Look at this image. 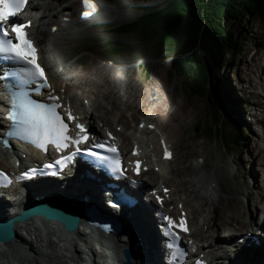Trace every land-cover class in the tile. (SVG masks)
<instances>
[{
	"label": "rangeland",
	"instance_id": "rangeland-1",
	"mask_svg": "<svg viewBox=\"0 0 264 264\" xmlns=\"http://www.w3.org/2000/svg\"><path fill=\"white\" fill-rule=\"evenodd\" d=\"M126 1L129 0H124V3ZM118 5L119 3L114 0L107 4L110 9ZM216 17L218 19L217 24L221 25L222 16L218 15ZM95 19L96 17L94 15L89 16L87 20H80L72 17L68 20L69 28L62 29L63 31L59 33L55 31L57 25L52 24L48 27L49 41L54 47L53 53L61 52L65 56V58L58 60L62 66L61 68L59 67V70L61 73H64L66 72L65 69H69L73 66L72 56H76L78 61H83L85 57L79 56L85 53H93L94 57L98 58L104 57L107 54H117L121 57L120 66L124 67V64L128 65L125 67V71L122 70L120 72L121 80L126 81L127 85L126 87H117V83L114 85L115 81L113 82V80L110 84H103L101 83V77L99 79L97 76V74L102 71L98 72L95 70L96 67L94 66L90 70L88 67L83 66L88 73H81L80 70V73L77 75H84L86 82L81 85L78 84L77 87L79 86L80 88H75V86L71 85L75 88L73 90L79 91L82 87L88 88L89 90L86 83L92 84V81L95 82L98 78L101 83L100 88L108 92V96H106L108 99H106L105 96V98H98V94L95 93L91 96L95 97L96 100L98 99V103L101 105L103 104L108 107L112 111V114L113 112L116 113L115 109H117V107L122 111L124 110V120L129 123L124 131L130 134L127 139H125V145H122V139L121 142L120 139L118 142L123 147L129 149L131 145L130 142L132 141L131 134L133 129L138 123L139 116H144L142 111L144 110L142 108V101L144 98H142L141 92L144 90V86L153 87V79L156 82L159 81L161 83L159 85L160 89H157L156 92L161 93V97H165L160 101L163 102L164 107L167 106L168 108V112L164 109L162 114L168 113L167 117L169 116L170 119L167 121L168 123L165 128L163 126L161 127L170 135L176 152L174 159L169 162L170 167L174 170L168 173L171 179L170 186L181 188L180 192L183 194L184 198L187 199L186 201L190 206L188 207L187 204L185 205L194 215V218H196L194 224L198 222V225H195L196 228L200 226L201 229L199 232L203 229L201 234L206 232L211 235V237L221 240L220 236L213 233L216 227H218L216 231L221 233L226 229L225 225L234 224V226H241L237 222L239 220L232 221L233 217H230V211L233 210L235 206H238V204L243 206L246 217L250 216V219H261V221H264V165L261 163V160H264V91L261 86L253 91L243 78L247 66L246 64L253 62L255 56H259L257 50L264 46V19L252 16L249 18H242L237 23H233L231 20L227 21L237 38L238 45H236V49H234L230 59H228L227 65L218 73L217 78L221 95H223L226 104H229V108L231 109L232 115L229 119V123L231 124L229 133H232L231 131L235 129L234 126L242 127L241 129L245 133L244 137L241 136V143L236 145L233 144L232 146L227 142L228 136L225 138L216 134L214 135V133H209L213 127L215 128L217 126L216 119L206 116V98L187 91L186 85L183 83L187 77L175 75L170 77L169 72L173 70L172 68L164 70L158 69V71L156 70L157 66L156 69H153L151 75L145 73L144 62H151V57H153V55L150 52L152 48L155 47L154 44L146 47L139 45L138 41L135 39L136 37L132 35L123 36L122 38L114 37L108 27L95 24ZM71 25L74 26L72 27ZM95 35H99L98 39H95ZM113 40H115L114 43ZM89 46L95 47L90 52L82 50ZM166 48L168 49V45ZM166 57H168V55ZM51 58H54V54L51 55ZM66 60H69V64ZM66 63L69 65V68H64ZM78 65L82 66L84 63ZM102 74L104 75L103 72ZM254 80L258 79L255 78ZM98 84L99 82L93 83V88L95 87V90L98 89ZM131 84H133L134 87ZM112 86L114 87L112 88ZM81 94L83 95L84 93L82 92ZM109 95L112 96V98ZM136 102H138L139 106L136 105ZM257 104L262 106L260 108L262 109L261 115L259 116L255 115L258 111ZM147 107L149 108V104ZM145 110V114L150 113L149 110ZM95 112H97V110ZM97 113L102 114L101 108L98 109ZM124 120H116L117 122H114V125L110 126V128L115 129V123L125 125L126 122ZM102 128L103 126H100V132L103 134ZM225 133H227V131H225ZM230 139L234 141L232 140L233 138L230 137ZM203 148L209 149L210 152L206 158H198L199 160L195 161L194 164L193 161L196 160V157L203 151ZM0 160H4L1 154ZM195 165H197V167ZM201 169L208 171L213 170V173H215L219 181L214 188L216 194H213V197L208 194L205 195L206 197L204 198L207 199L206 205H198L197 203L199 201L197 202L195 198L193 199L191 195L185 192L180 183L183 176L188 182L195 174L202 171ZM258 177L260 179L259 181L257 180ZM143 178L148 179V173L145 174ZM155 185H157V179H155ZM179 198H181V196L176 195V198L170 204V208H176V201ZM204 219L208 220V223L204 224L206 227L202 226L204 222H200ZM239 222L242 225L245 224L241 221ZM249 224L248 222V224L245 225L246 227H244L245 229L241 231L247 230ZM194 238H197V236ZM203 242L207 244L206 239H204ZM238 246L241 247L242 245ZM0 248H8L6 250L8 252V257L6 258L7 264H10L8 258L12 259V261L14 260L15 264H26L25 261H21L19 250L15 248L14 244H3V246L0 244ZM237 250L238 254L247 252L245 247L238 248ZM237 253H233L232 256L235 257V255H238ZM142 264H146V260L145 263Z\"/></svg>",
	"mask_w": 264,
	"mask_h": 264
},
{
	"label": "bare ground",
	"instance_id": "bare-ground-1",
	"mask_svg": "<svg viewBox=\"0 0 264 264\" xmlns=\"http://www.w3.org/2000/svg\"><path fill=\"white\" fill-rule=\"evenodd\" d=\"M58 1L57 0H39V2L38 0L32 1V5L34 9L43 7V9L45 8L44 12H46L39 28L31 29V34L41 46L51 45L49 41L50 39L48 37L49 35L48 27L52 24L58 25L57 28L55 29V31L58 33L60 31H63L64 29L69 28L68 20L77 14L78 8L82 4V0H77L78 1L77 4L72 3V1H76V0H67V1L58 0ZM65 3L68 4L66 6V9L69 12L61 15L59 6L60 8L61 7L63 8V5ZM72 4L73 5L75 4L74 7ZM70 7H72V9ZM48 18L49 20L47 21ZM74 25L71 26L73 27ZM257 53H259V56H255V60H253V62L246 64L247 66L245 68L243 78L244 80L247 81V83L253 89V91L256 88H259L260 86L263 88L264 91V46L261 49H258ZM94 67H96L95 70H97L98 72L102 71L100 62H95ZM71 69L73 68L67 69L64 76L61 78L59 77L61 81H65V78H67V82H69L64 85V87H67L69 91L66 93L65 97H63V99H69L72 105L78 110V113H83L85 112L84 109H86V105L85 103H83L82 100L83 98H86L87 101L89 102V108L87 109V112L83 113L85 114L83 117L84 119L87 120L88 124L91 125L92 129L98 131L100 135H102V137H105L100 132V126L101 127L103 126V128L104 127L108 128L110 126H113L114 122H117L116 120H124L123 113L125 112L124 110L122 111L117 107V109H115L116 113L113 112L112 114V111L108 107L98 103L99 102L98 99L96 100L95 97L93 96L91 97L90 94L91 95H94V93L98 94V98L108 96L107 95L108 92H105V90L103 91L102 88H100L101 86L100 84L101 83L110 84V82L113 80V82L115 81L114 83L115 85L116 80L113 76L103 75L102 72H100L99 74H97V76L99 77V79L101 77L102 80L101 83L97 78L95 82L92 81V84L86 83V85H88L89 87V90L88 88L82 87V89H80L79 92H77L73 90L77 87L76 84L81 85L86 82V79L82 74L80 76H78L76 73L74 74V72ZM78 70H81V73L82 72H85L86 74L88 73L87 70L83 68V66L80 67ZM50 71H52L51 68ZM119 76L120 75L117 74V77ZM255 78L258 80H254ZM70 79H73V81ZM54 80L56 81L55 83L57 84V89L60 90L62 85H59V81L57 79L54 78ZM97 81L99 82V84L97 85L98 89L95 90L94 89L95 87L93 88L94 86L93 83H98ZM71 85L75 86V88H73ZM126 85H127L126 81H122V84H120V86L122 87H126ZM131 85L134 87L133 84ZM113 87L114 86H112V88ZM147 91L148 93L146 96L149 98L148 99L149 108L151 107L149 111L153 113L156 112V114L153 115L152 118H155L154 116H158L160 125L165 128L166 124L168 123L167 121L170 120L169 116L167 117L168 113L162 114L164 109L168 112L167 106L164 107L163 102L160 101L165 97L164 98L161 97L160 96L161 93H157V92L156 93L158 95L155 96L154 94L152 97L151 94H153V91L151 87H148ZM82 92L84 94L80 95ZM141 96L142 98L143 97L147 98L145 97V94H142ZM110 97L112 98V96ZM106 99L108 98L106 97ZM136 105L139 106L138 102H136ZM257 105H258V111L255 113V115L259 116L261 115L262 109L260 108L262 106H260L259 104ZM142 106H143L142 108L145 110L146 107H144V102L142 103ZM100 108L102 110V114L97 113L98 109ZM96 110L97 112H95ZM144 110L142 111L145 116L146 110L145 111ZM150 120L154 121L153 119ZM125 122H126L125 125L121 123H115L116 124L115 126L118 125L122 126L121 127L122 129L120 131H115V135L117 136L118 139H120V142L122 139V145H125V139H127L128 135L130 134V133L129 134L125 133L124 131L125 127L129 124L128 121ZM140 122L141 120L138 119V123ZM2 123L4 122L0 114V127H2ZM138 123L136 124V127ZM137 131L138 128L133 129L131 138L132 140H134V138L137 137L139 141H135V142L131 141L130 146H132L133 143H139L142 146L147 145L146 143H144L145 134L147 132L144 131L142 133H138ZM148 133L150 134V138H153V140L151 139V142L152 141L153 143L156 142V137H155L156 134L152 133V131ZM168 138L170 139V135H168ZM116 143L119 144V142L117 141ZM25 151L26 149L21 152H18V154L21 155ZM0 152H4V151H1L0 149ZM209 152H210L209 149L207 150L203 148V151L200 154L198 153L199 155L198 157H196V160H194L193 163L195 164V161L206 158ZM36 154L41 155L39 154V152H36ZM261 163H263L264 165V160L263 161L261 160ZM8 165H9V161L6 160V158H4V160H0V167H6ZM166 166L169 168V170L166 172L171 173L174 171L173 168L170 167V163L166 164ZM195 166L197 167V165ZM148 176H149L148 179L143 178L146 182H152L153 179L154 180L157 179V185H159V180L161 181L162 179L163 182L169 184L167 186H170L171 179L163 174L151 170L148 172ZM257 180L258 181L260 180L259 177ZM58 182L61 181L50 180L48 181V186H45L43 185V181H41V183L39 182V180L33 181L29 185V192H27V194L24 195L21 199L17 198L16 200H14L13 198L8 199L6 197H1L0 221L8 220L11 217H15L17 213H21L22 206L27 201H29L30 199H32L34 196L37 195L38 196L40 195L42 199H46V200L54 199L56 202L59 201L60 199L67 200L70 201V203H72L73 205L77 206L78 208H81L83 203L87 202L88 199H91L94 205L98 207V209L104 211L110 209L108 208L106 202H104L103 200L104 195L99 193V189H96V187H94V184L91 181L84 179L76 184H71L72 182L68 180L64 183L61 182L63 183L61 185L60 184L58 185ZM218 182H219L218 178L217 176H215V173H213V170H209V171L202 170L199 173L195 174V176L192 177V179L188 182L184 179L183 176V179H181L180 181V183L182 184L181 187L184 188L185 192L191 195L193 199L195 198L197 202L199 201L197 203L198 205H204L205 203H207L206 201L207 199L204 198L206 197L205 196L206 194L211 195L212 197L214 196L213 194H216L214 192L215 190L214 188L215 186H217ZM157 185H155V183L153 182L152 188L154 187L157 188ZM180 189H181L180 187H176L171 190L173 194V199L176 198V195H180L181 198L177 199L176 202L181 201L183 202V204H187V206L189 207L190 205H188L186 201L187 199L184 198L183 194L180 192L181 191ZM137 193L140 197L139 199L140 205L137 206L136 209L139 210L142 208V206H144L150 210L148 211V213H146V219H145V224L147 225L146 227L147 234L149 236H146L144 234V231L142 230L141 227L143 221L140 220V218H138L137 220V222L139 223V227H135V224L132 225L130 224L129 221H126V219H122L123 227L122 230L118 231L119 233L117 234L108 233L105 235H100V237L98 238L95 232L90 227H88L87 220H85L83 217H81V220L79 224L75 227V229L70 232L62 228L59 222H55V221H52L55 222V224L50 228L51 231L48 230V232H44L35 223V221L33 220L34 218L31 217L23 222L17 221L15 227V230L17 232L16 237L13 240L6 243L0 242V244L2 246L3 244H11V243L12 245L14 244L15 248L19 250L18 252L20 254L21 261L22 262L25 261L26 264H100L99 254L101 253L98 249L100 248V246H102V243H105V245L107 246L106 248H108L109 251L111 252L110 257L112 264H121L122 261L124 260L123 247L132 249V255L130 256L129 264H142L145 263V260H146V264H149V261L151 259L153 260V258H154L153 260L154 264H167L166 263L167 253H166L165 245L163 243L164 236L159 228L162 223L159 221V218L156 216L157 211L153 212L154 204L155 205L157 204L155 200H153L154 198L150 199V193L147 191L146 188H142V189L140 188L137 191ZM12 207H15V210L13 209L10 210ZM230 217H233L232 221L239 220L245 224L242 225L240 224L239 221H237L239 225H241L240 227L237 225L234 226V224L225 225L226 229L221 233L219 231H216L218 229V227H216V229L213 230V233H216L217 236H220L221 240L218 238L211 237V235L207 234L206 232H204V234H201V231H203V229L199 232V230L201 229V227L199 226L198 228L195 229V234H194L195 236H197L195 242L197 243L198 247L203 249L204 252H206L208 256L207 258L210 260V264H233V262H238L243 264H248V263L263 264L264 255H260L259 250L263 249L264 246V221H261V219L259 220H254L253 218L250 219V216L246 217L245 210L243 209V206L240 204H238V206H235V208L230 211ZM195 219L196 218H194L193 215L192 217L193 223L195 222ZM207 221H208L207 219L200 221L201 223L204 222L202 224L203 227H206L204 224L208 223ZM248 222L250 223L249 228L245 231H241L245 229L244 227H246L245 225H247ZM248 233L250 234V236L247 237V242L250 243L249 250H251L250 253L252 256L247 255L248 253L243 252L240 254L241 256L240 257L239 254L237 253L238 251L237 249L244 248V246H248V245L239 247L238 245H241V243H239L238 238L244 237ZM255 236L259 237V239L261 240V244L259 246L254 245L255 243L253 242L252 239ZM204 239L207 240V244L203 242ZM151 248L153 249L155 255L153 256V254L150 253V256L153 258L151 257L148 258L146 257L148 255L147 251L151 250ZM7 249L8 248H0V264H7L6 263V258L8 257L7 254L8 252L6 251ZM235 252L238 255H235L234 257L232 256V254ZM227 259L230 261L226 262ZM8 261L10 264L12 263L15 264L14 260L12 261V259L10 258H8Z\"/></svg>",
	"mask_w": 264,
	"mask_h": 264
},
{
	"label": "trees",
	"instance_id": "trees-1",
	"mask_svg": "<svg viewBox=\"0 0 264 264\" xmlns=\"http://www.w3.org/2000/svg\"><path fill=\"white\" fill-rule=\"evenodd\" d=\"M121 3L98 22L104 23L114 37L132 35L139 45L154 44L151 62L145 63L146 72L151 74L157 66L156 70L172 68L170 77H187L183 82L187 91L206 98V116L216 119L217 126L209 133L228 136L230 146L240 144L245 133L239 126H234L229 133L231 109L221 95L217 75L238 45L227 21L237 23L252 16L264 19V0H129ZM218 15L222 16L221 25L217 24ZM98 36L95 35V39Z\"/></svg>",
	"mask_w": 264,
	"mask_h": 264
},
{
	"label": "snow or ice",
	"instance_id": "snow-or-ice-1",
	"mask_svg": "<svg viewBox=\"0 0 264 264\" xmlns=\"http://www.w3.org/2000/svg\"><path fill=\"white\" fill-rule=\"evenodd\" d=\"M0 3L6 5L5 8L0 9V54H4L9 58L16 60H22L25 64L29 65V68L25 71L22 77L23 83H30L35 80H39L42 86L47 85V78L44 75V70L41 68L36 58V49L32 44V41L28 39L25 28L28 25H14L12 31L16 34L12 37L3 26L2 22L9 16L21 11V9L27 3V0H0ZM86 11L83 15L87 17L91 14V11L95 10V5L91 3V0H85ZM5 75H16L15 73H0V78ZM21 99L19 102L16 98L12 101V110L8 113L9 119L12 121V125L9 126V131L4 133L5 136H19L20 138L36 144L37 147L45 148L49 143L54 144L58 149L66 148L69 144L78 145L84 142L87 137L84 134V128L82 125H77L80 132L77 137L74 138L69 134V125L65 123V116L69 121L75 119L69 110L65 115H62L58 109L61 107L58 103H38L32 100L27 93H21ZM54 101L58 100V97H51ZM143 127V125H141ZM6 142V141H5ZM96 148H105V144H97ZM108 151L117 152L115 147L109 146ZM166 156L171 154L166 150ZM70 157H64V160H69ZM57 163H60L59 161ZM118 164L119 161L117 160ZM51 167V166H49ZM36 170H30L25 175L33 174ZM169 220V234L175 236L172 232L173 221ZM184 225V220L181 219L179 225ZM187 231V228H183ZM175 239H179L175 236ZM175 247V244L172 245ZM179 251V250H178Z\"/></svg>",
	"mask_w": 264,
	"mask_h": 264
},
{
	"label": "water",
	"instance_id": "water-1",
	"mask_svg": "<svg viewBox=\"0 0 264 264\" xmlns=\"http://www.w3.org/2000/svg\"><path fill=\"white\" fill-rule=\"evenodd\" d=\"M81 210L67 201L49 202L41 197H34L26 202L20 215L8 220L0 221V242L6 243L13 240L17 232V221L23 222L34 215H41L47 220H55L67 231H73L81 219ZM125 260L121 264H129L130 250L123 249Z\"/></svg>",
	"mask_w": 264,
	"mask_h": 264
}]
</instances>
